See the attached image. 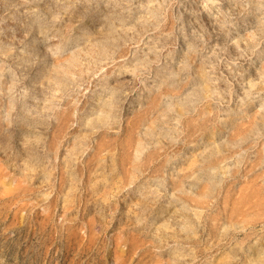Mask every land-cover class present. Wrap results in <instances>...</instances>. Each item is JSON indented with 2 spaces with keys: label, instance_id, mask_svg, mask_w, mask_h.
Segmentation results:
<instances>
[{
  "label": "rangeland",
  "instance_id": "1",
  "mask_svg": "<svg viewBox=\"0 0 264 264\" xmlns=\"http://www.w3.org/2000/svg\"><path fill=\"white\" fill-rule=\"evenodd\" d=\"M263 115L264 0H0L2 264H250Z\"/></svg>",
  "mask_w": 264,
  "mask_h": 264
},
{
  "label": "bare ground",
  "instance_id": "2",
  "mask_svg": "<svg viewBox=\"0 0 264 264\" xmlns=\"http://www.w3.org/2000/svg\"><path fill=\"white\" fill-rule=\"evenodd\" d=\"M211 2H213V1H215V0H210ZM154 9V8H153ZM260 9V6H258V5H256V4H254L253 5V9L252 10H259ZM243 11V9H242V6H241V4H239L238 2H236V9L235 10H233V9H231V14H234L235 15V12H236V15L237 14H240L241 12ZM156 12H157V9H154L153 10V12H152V16H154L155 14H156ZM254 34H256V35H260V33H254ZM245 44H246V46L248 47H253V46H255L256 45V41L252 38V36H246V38H245ZM93 48V47H92ZM99 49V48H98ZM96 50V49H95ZM100 51V50H99ZM93 53V52H92ZM55 76V75H54ZM54 76L51 78L50 77V79H52V80H56L55 78H54ZM203 76H204V73H202V74H199L198 75V83H199V89H197L196 91H195V93H194V95L195 96H198L199 98H201V97H203L204 95H202L204 92H206V91H208V87H209V85H207V83L205 82V83H203ZM205 78H206V76H205ZM49 79V80H50ZM56 83H58V81L56 80ZM252 86H254V85H250V87H252ZM189 101V100H188ZM186 102H187V100H186ZM186 102L184 103V104H182V106H180V108H179V110H177L176 111V113H177V115L178 116H180L181 114H182V112L184 111H186L187 110V108H186V106H185V104H186ZM112 111V110H111ZM102 113H103V115H101V116H99L97 119L100 121V122H102V123H104V122H106L107 120H108V118H109V114H110V111H109V109L108 110H102L101 111ZM163 115H166L167 116V118L169 119V118H173L174 117V115H168L167 113H164ZM177 115H175V116H177ZM264 116V115H263ZM41 123V122H40ZM240 132V131H239ZM147 135V134H146ZM234 143V142H233ZM221 151V147L219 146L217 149H216V147L213 149V150H210L209 151V155H212V154H216L217 152H220ZM36 151H35V148L34 147H28L27 148V154L28 155H32V156H34V158H38L37 160H38V162L40 163V164H42L43 163V157L41 156V155H39V153H36ZM208 156V155H207ZM50 184V183H49ZM149 207V206H148ZM143 210L141 211V214L140 215H138V216H140V217H142V215H144L143 214ZM188 223H190V221H188ZM184 228V230L186 231V236H185V240H188L187 242H192L193 241V239H192V234H194V233H190L189 231L191 230V226H190V224L188 225V226H184L183 227ZM167 238H168V236H166ZM168 243V242H167ZM259 245V246H258ZM250 249H252V251H251V255L253 256L251 259V263L250 264H264V239H263V241L261 242V243H259V244H257V246L256 247H251ZM236 250H231L230 251V256L228 257V259H231V260H228V261H226V262H224L223 264H233V259L235 258V256H236ZM186 256H189V260L191 261L192 260V256L191 255H186ZM4 262V259L3 258H0V264H2Z\"/></svg>",
  "mask_w": 264,
  "mask_h": 264
}]
</instances>
